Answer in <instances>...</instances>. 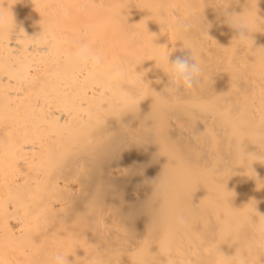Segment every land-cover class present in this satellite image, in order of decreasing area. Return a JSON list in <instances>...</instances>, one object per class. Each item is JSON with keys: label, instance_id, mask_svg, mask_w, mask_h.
I'll list each match as a JSON object with an SVG mask.
<instances>
[{"label": "bare ground", "instance_id": "obj_1", "mask_svg": "<svg viewBox=\"0 0 264 264\" xmlns=\"http://www.w3.org/2000/svg\"><path fill=\"white\" fill-rule=\"evenodd\" d=\"M57 253L264 264V0H0V264Z\"/></svg>", "mask_w": 264, "mask_h": 264}, {"label": "clouds", "instance_id": "obj_2", "mask_svg": "<svg viewBox=\"0 0 264 264\" xmlns=\"http://www.w3.org/2000/svg\"><path fill=\"white\" fill-rule=\"evenodd\" d=\"M238 34L244 38L246 36V26L240 24L237 27ZM75 63L86 67H100L103 64L102 56L95 52L89 44L78 45L71 54ZM170 65L169 80L170 83L184 89H191L199 83L198 77L201 74V67L188 54L177 55L174 59L165 57ZM121 70H115L110 73V79L118 80L123 77ZM55 264H69L67 258L57 253L54 257Z\"/></svg>", "mask_w": 264, "mask_h": 264}]
</instances>
